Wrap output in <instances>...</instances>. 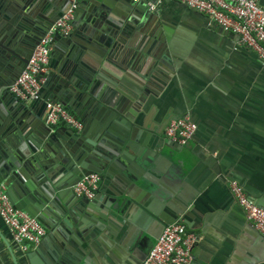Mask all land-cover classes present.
<instances>
[{"label":"water","instance_id":"95a60500","mask_svg":"<svg viewBox=\"0 0 264 264\" xmlns=\"http://www.w3.org/2000/svg\"><path fill=\"white\" fill-rule=\"evenodd\" d=\"M66 3L0 0V182L9 203L47 231L49 211L58 217L59 236L22 252L24 264H81L116 217L155 220L162 228L186 224L185 215L167 217L146 188L156 160L135 123L144 99L169 76L166 39L151 27L156 9L132 0L80 1L72 30L53 37L39 97L20 100L7 91ZM46 99L68 109L81 128L46 125ZM163 139L172 151L188 144ZM89 173L100 179L94 197L74 195L70 186ZM3 243L11 264H19Z\"/></svg>","mask_w":264,"mask_h":264},{"label":"crops","instance_id":"0c3cea01","mask_svg":"<svg viewBox=\"0 0 264 264\" xmlns=\"http://www.w3.org/2000/svg\"><path fill=\"white\" fill-rule=\"evenodd\" d=\"M206 22L174 0L158 5L153 16L151 27L167 42L163 58L169 76L135 116L156 160L146 188L167 217L186 216L187 231L197 237L190 248L193 264H264V241L225 182L236 180L264 208V64L238 45L235 35ZM184 113L196 130L186 146L172 151L163 143L162 129L166 119ZM131 218L116 217L98 233L81 264H140L162 225L144 218L131 223ZM47 220L50 228L41 240H55L58 217L49 211ZM0 237L24 264L1 220ZM1 238V264H11Z\"/></svg>","mask_w":264,"mask_h":264},{"label":"built area","instance_id":"2783aa9c","mask_svg":"<svg viewBox=\"0 0 264 264\" xmlns=\"http://www.w3.org/2000/svg\"><path fill=\"white\" fill-rule=\"evenodd\" d=\"M84 0H67L60 16L46 29L34 46L25 66L7 87L16 98L37 99L38 91L48 72L49 56L55 35L66 36L72 30V17L78 3ZM165 0H132L144 2L148 10H154ZM183 7L202 14L207 25H214L222 33L236 36V43L252 51L258 61L264 64V3L255 0H174ZM44 121L48 126L64 124L74 130L82 126L68 109L58 102L45 100ZM196 124L187 113L166 121L162 129L163 138L178 145L187 144L193 137ZM226 188L239 207L245 221L253 227L264 241V208L249 196L242 185L233 179H226ZM100 186L97 174L82 175L70 186L76 196L92 199ZM5 185L0 182V220L7 227L13 243L22 252L34 248L45 233L44 227L22 210L14 208L8 201ZM194 233L185 225L172 222L163 227L153 240L140 264H193L190 248L196 241Z\"/></svg>","mask_w":264,"mask_h":264}]
</instances>
